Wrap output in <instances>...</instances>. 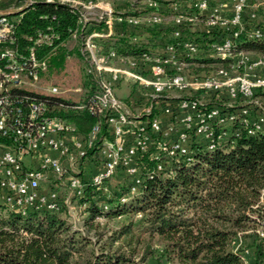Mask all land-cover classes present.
<instances>
[{
    "label": "built area",
    "instance_id": "2783aa9c",
    "mask_svg": "<svg viewBox=\"0 0 264 264\" xmlns=\"http://www.w3.org/2000/svg\"><path fill=\"white\" fill-rule=\"evenodd\" d=\"M38 1L65 6L77 16L79 28L68 30V39L77 43L94 90L80 94L73 89L71 93L80 94L73 102L56 87L40 90L44 51L63 44L57 28L47 24L35 29L23 37L19 48L16 19L0 12V204L8 210L21 214L31 208L55 210L62 192L67 199L80 196L86 154L96 142L99 163L86 182L99 185L121 171L137 185L136 159L143 154L157 161V170H164L169 160L189 161L190 145L196 139L214 149L240 135L237 129L215 136L216 125L239 122L248 135L264 134V108L254 99L264 91V56L251 57L234 49L243 30L247 0H231L226 17L213 0H192L190 11H177L171 0L170 9L176 13L172 31L163 36L158 52L135 37L121 50L112 43L124 37V29L144 33L161 27L166 22L161 12L165 0H29L27 6ZM202 13H207L209 27L220 23L234 28L228 39L211 43L207 50L183 38L180 31L197 23ZM249 38L264 40V27L253 29ZM201 57L232 64L229 70L189 77L188 61ZM121 81L135 90L127 102L113 93ZM199 91H213L227 102L207 106L202 99L190 97ZM49 98L64 102L49 108ZM255 106L259 109L252 116ZM57 108L84 112L97 121L82 137L72 123L52 114ZM48 183L61 191L41 190Z\"/></svg>",
    "mask_w": 264,
    "mask_h": 264
},
{
    "label": "trees",
    "instance_id": "16d2710c",
    "mask_svg": "<svg viewBox=\"0 0 264 264\" xmlns=\"http://www.w3.org/2000/svg\"><path fill=\"white\" fill-rule=\"evenodd\" d=\"M22 2L1 1L0 11L18 8ZM7 17L16 19L19 48L23 47L24 36L47 24L57 28L63 43L68 39V30L79 28L77 16L65 6L39 1L22 13ZM192 26L180 30L182 37L200 43L206 50L211 43L228 39L234 30L206 25L201 32H194ZM250 32L242 30L238 35L235 51L263 57L264 40L249 38ZM121 44L128 45L123 38L112 43L118 50ZM44 53L46 68L42 75L59 73L71 53L79 56L77 45L68 50L61 44ZM134 53L129 51L130 55ZM188 62L189 77L229 70L232 64L207 57ZM86 84L85 81L83 85ZM93 90L92 82L89 92ZM134 93L131 86L129 95L133 97ZM190 97L212 98L207 106L222 104L213 91L192 92ZM254 99L264 108V91H258ZM58 102L64 101L49 98L48 107ZM52 114L72 123L82 137L97 121L84 112L62 108L53 109ZM237 129L238 137L223 141L214 149L196 139L190 145L189 161L169 160L164 170H157V161L143 154L136 159L137 185L121 171L117 173H122L124 179L113 186L109 180L117 173L99 185L86 182L98 165L92 163L94 157L99 161L96 142L86 154L82 193L69 199L78 204L80 227L68 220L61 198L57 199L55 210L31 208L23 214L0 204V264H264V230L259 231L264 228V134L248 135L235 122L216 125L214 135ZM47 185L58 189L53 183ZM122 217L128 222L107 235L97 233L98 227L108 220ZM90 232L94 239H90ZM242 238L249 240L246 247L250 250V262L246 261Z\"/></svg>",
    "mask_w": 264,
    "mask_h": 264
},
{
    "label": "rangeland",
    "instance_id": "374dc122",
    "mask_svg": "<svg viewBox=\"0 0 264 264\" xmlns=\"http://www.w3.org/2000/svg\"><path fill=\"white\" fill-rule=\"evenodd\" d=\"M25 1L26 0H23L22 4L18 8H20L25 3ZM170 1L171 0H165V3ZM18 8H12V9H18ZM12 9H7V10H12ZM7 10H1L0 12ZM76 44L77 43L74 42V40L71 38L67 39L66 42L63 43V45L68 50L74 49ZM87 68H88L87 64L84 63V61L79 56H76L74 53H71L66 57L63 68L59 73H51V74L47 73L42 75L37 85L38 87H40L39 88L40 90L47 89L48 87H56L62 93L61 95L62 97H65L70 102L76 101L79 98L80 94H86L90 91L92 81L87 72L88 70ZM85 81L87 82V84L84 86L83 83H85ZM73 89H78L80 91V94L71 93ZM130 90H131V86L129 82L121 81L119 86L117 88H114L113 93L116 98L120 100H125L126 98L128 99ZM212 100H213L212 98L205 97L202 101H204L205 103H210ZM218 100H220V103L227 102L225 100L222 101V98L220 96ZM255 111L256 109L253 108L252 116L255 115ZM94 159L95 161H92V163L95 164H97V162L99 163V161L95 157ZM122 179H124L122 173H117L115 177L109 180V184L113 186L114 184H116V182ZM47 188H49L48 185L46 184L41 185V190L45 191ZM57 191H61V189L59 188L57 189ZM61 196L62 197L61 199H59V201H61L65 205L66 208L65 213L66 216H68V220L71 223H73L74 226L80 227L81 216L77 202L67 199L65 195H61ZM136 220L137 219L135 218L133 221L135 224H136ZM126 222H128V220H126V217L110 219L105 223V225L98 227L97 233L107 235L111 230L117 229L120 225ZM262 230H264V228L259 229V231ZM88 235L90 239H94L93 232H90ZM242 239H243L242 247H245L246 249L245 252L246 255L248 256L246 258V261L250 262V250L248 249V247H246V245L249 243V240L244 238Z\"/></svg>",
    "mask_w": 264,
    "mask_h": 264
},
{
    "label": "crops",
    "instance_id": "0c3cea01",
    "mask_svg": "<svg viewBox=\"0 0 264 264\" xmlns=\"http://www.w3.org/2000/svg\"><path fill=\"white\" fill-rule=\"evenodd\" d=\"M171 2V1H170ZM173 4L178 6L177 11H190V7L192 5V0H172ZM213 6L219 9V13L222 17L229 16L232 8L231 0H213ZM162 16L166 19V22L161 25L156 31L153 33H138L136 31H132V29H124V37L125 41L129 43L131 37H135L136 40L141 42L148 43V46L152 50V52H158L160 47L159 44L162 43L163 34L171 31L172 22L171 18L173 16L174 11L170 9V3L168 2L164 6L161 7ZM207 17H205V13L200 14L199 21L192 26V30L194 32H201L203 28L206 26ZM219 28L223 27L220 23L218 24ZM259 25H264V0H247V4L243 13L242 19V27L244 31H252L255 27ZM157 32H159L157 34ZM121 46H123L121 44Z\"/></svg>",
    "mask_w": 264,
    "mask_h": 264
},
{
    "label": "water",
    "instance_id": "95a60500",
    "mask_svg": "<svg viewBox=\"0 0 264 264\" xmlns=\"http://www.w3.org/2000/svg\"><path fill=\"white\" fill-rule=\"evenodd\" d=\"M27 2H29V0L26 1L25 4H23L20 8L18 9H12V10H7V11H2L1 13L3 15H11V14H20L22 13L28 6H27Z\"/></svg>",
    "mask_w": 264,
    "mask_h": 264
}]
</instances>
